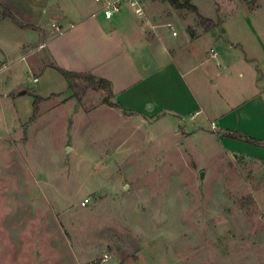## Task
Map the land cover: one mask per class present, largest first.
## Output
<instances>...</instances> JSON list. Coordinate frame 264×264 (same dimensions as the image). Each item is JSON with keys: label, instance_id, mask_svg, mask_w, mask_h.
<instances>
[{"label": "rangeland", "instance_id": "1", "mask_svg": "<svg viewBox=\"0 0 264 264\" xmlns=\"http://www.w3.org/2000/svg\"><path fill=\"white\" fill-rule=\"evenodd\" d=\"M190 2L263 55L264 0ZM35 59L0 74V264H264L261 143L120 112L83 75L31 84Z\"/></svg>", "mask_w": 264, "mask_h": 264}, {"label": "crops", "instance_id": "2", "mask_svg": "<svg viewBox=\"0 0 264 264\" xmlns=\"http://www.w3.org/2000/svg\"><path fill=\"white\" fill-rule=\"evenodd\" d=\"M136 1L144 20L125 2L107 19L93 0H0V11L17 21L0 16V74L36 57L25 67L31 84L59 76L55 68L103 79L110 85L109 102L120 112L159 116L191 132L241 134L263 145L244 146L252 155H264V45L256 30L248 28L261 44L260 58L248 56L232 33L228 39L216 36L218 27L205 30L194 13L167 0ZM202 38L209 40L208 50ZM217 44L220 49L213 50ZM51 95L40 96L43 103Z\"/></svg>", "mask_w": 264, "mask_h": 264}, {"label": "trees", "instance_id": "3", "mask_svg": "<svg viewBox=\"0 0 264 264\" xmlns=\"http://www.w3.org/2000/svg\"><path fill=\"white\" fill-rule=\"evenodd\" d=\"M167 2L174 8L176 9H186L192 13H194V15L197 18L198 24L203 27L206 28L205 30H211L212 28H214L216 26V24H218L220 21L218 20L217 23L213 24L211 20L206 19L205 17H203L199 12L196 6H194L193 4H191L190 0H182V3L179 4L178 0H167ZM0 16L2 18H9L10 20H12L13 22H17L16 19L4 8L1 9L0 11ZM20 27L22 28H27L26 26H22L20 25ZM55 70L61 74V76L64 77V79L67 81L68 83V88L70 89V83L71 80L75 77L81 76L80 74H75V73H69L66 72L64 70H61L59 68H55ZM85 77H87L90 81H96L97 82V89L105 91L107 93H110V85L107 81L103 80V79H97L95 80L93 77L91 76H87V75H83ZM42 101V99L40 98H36L34 101V104L36 105L38 102ZM34 118V117H33ZM240 138H244V140L248 143H251L253 145L257 144L256 141L245 137L244 135L239 134ZM236 139V138H235Z\"/></svg>", "mask_w": 264, "mask_h": 264}, {"label": "built area", "instance_id": "4", "mask_svg": "<svg viewBox=\"0 0 264 264\" xmlns=\"http://www.w3.org/2000/svg\"><path fill=\"white\" fill-rule=\"evenodd\" d=\"M95 3L100 5L99 12H102L105 18L109 19L113 16L114 13L119 11V4L122 2L128 3L133 9L134 13L138 18L144 20V13L142 9L138 6L136 0H93ZM58 30V28H56ZM33 83L37 82V79L34 78ZM212 128H214V124L211 123Z\"/></svg>", "mask_w": 264, "mask_h": 264}]
</instances>
